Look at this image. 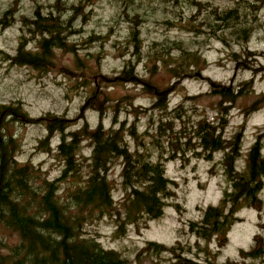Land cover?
Returning <instances> with one entry per match:
<instances>
[{"label":"trees","instance_id":"obj_1","mask_svg":"<svg viewBox=\"0 0 264 264\" xmlns=\"http://www.w3.org/2000/svg\"><path fill=\"white\" fill-rule=\"evenodd\" d=\"M67 1L55 0L47 7L37 5L31 17L21 15L17 18V3L6 10L0 16V34L20 24L22 35L16 52L6 55L2 61L45 73L57 66L59 51L74 54L80 61L82 48L107 44L109 37L102 35H92L79 43L73 41L81 33L75 24L80 19L87 20L91 0H78L71 5ZM136 1L140 9L147 11L144 16L147 15L165 30L181 31L182 28L195 37L205 34L207 38L226 46H230L231 42L247 43L254 29L261 26L258 16L264 8V0H243L228 9L202 0H146V9L143 8L145 0H126L125 6ZM181 8L189 10V13L179 11ZM132 10L133 15L126 14L130 23L126 44L132 50L133 58L126 59L116 76H89L82 70L85 68L83 63L79 67L82 70L80 74L67 67L60 70L69 78H82L85 85L92 81V91L85 98L88 110L103 115L111 106H114L116 114L135 108L130 97H121L115 102L103 90L104 86L115 88L132 83L140 84L158 100L152 110L174 114L173 120H160L153 133L147 130L141 134L135 123L128 126L126 122L118 121L115 114L113 126L109 129L101 123L92 128L86 122L80 129L71 132L72 121L64 117L47 114L34 119L21 106L0 105V264H132L121 253L105 249L98 237L86 232L85 226L110 219L116 226L115 235L124 237L128 227H135L139 232L148 222L162 218L168 201L175 197V183L167 177L168 162L179 161L186 165L191 160H203L211 163L217 154H222L220 164L228 188L218 205L202 209L201 219L189 222L188 232L197 240L210 243L221 238L218 246L222 249L228 242L230 228L240 221L237 217L240 211L251 209L263 212L264 126L249 148L244 166H238L243 159V132L240 130L232 137L225 136L231 106L253 90L252 82H245L240 88L212 82L211 94L220 99L217 120L212 122L201 118L191 122L188 128L190 119L185 117L182 104L168 111L172 89H162L139 76L137 62L144 59L141 26L147 19L137 12L135 6ZM170 12L175 15L169 16ZM192 46L191 41L166 39L162 43L154 42L146 56L149 62L163 65L176 79L177 86L199 75L194 68L199 67L202 56L194 52ZM3 52L0 50V54ZM258 56L251 51L239 56L233 54L235 59L241 60L239 64L245 70H254L248 63L251 58L257 60ZM151 74L154 75L155 70ZM263 104L264 96H261L244 111L245 116L257 112ZM134 110L136 112V108ZM176 120L182 125L178 132L174 131ZM13 123L42 124L46 127L48 137L40 142V147L46 153H55L61 163L63 168L57 179L52 181L39 167L28 162L22 164L18 160L20 146L10 133ZM56 133L61 134V139L54 149L50 141ZM131 141L136 145L134 149L131 148ZM85 144L90 150L88 156L82 152ZM117 162L122 166L123 190L118 202L110 180ZM65 186L67 188L63 191ZM259 228L263 234L254 236L250 249L241 250L238 261H227L226 264H264V223H260ZM4 231L15 234L18 242L8 246ZM141 252L140 257L143 254H168L172 264H203L188 258L190 248H184L179 242L173 246L147 242Z\"/></svg>","mask_w":264,"mask_h":264},{"label":"rangeland","instance_id":"obj_2","mask_svg":"<svg viewBox=\"0 0 264 264\" xmlns=\"http://www.w3.org/2000/svg\"><path fill=\"white\" fill-rule=\"evenodd\" d=\"M55 0H0V16L17 3V18L21 15L31 17L37 5L47 7ZM78 0H68V4L76 3ZM126 0H91L88 6V18L84 22L81 19L76 22V29L81 33L73 38L75 43L85 41L92 35L108 36V42L103 47L98 44L90 48L80 50V61L74 54L58 52L56 55L55 69L50 72H39L32 68H18L11 66L9 61H2L6 55H13L20 42L22 32L21 25L16 24L0 34V105L21 106L29 117L39 119L47 114L64 117L72 121L69 131L80 129L87 122L90 127L96 128L100 123L110 128L113 126L115 118L114 106L106 108L103 115L86 108V97L92 91V81L85 85L82 78H69L60 70L67 67L80 74L82 70L88 75L94 76L102 74L104 76H116L123 68L126 59L133 58L132 50L127 48L126 40L130 31V23L126 19V14L133 15L132 7L135 6L143 18L147 21L142 24V52L144 59L137 62V71L141 79L151 81L162 89L171 88L169 96L168 111H173L179 105H183L185 117L190 119L187 123L189 128L191 122L201 118L209 121L217 120V104L219 98L211 94V83H218L232 88H240L245 82H252L253 90L245 97L240 98L232 104L229 114V125L225 131V136L232 137L236 132L242 131L243 159L238 166H244L245 156L255 142L256 136L264 126V104L255 113L245 116L244 111L251 106L261 96H264V8L259 14L261 26L254 29L252 37L247 43L237 44L231 42L226 46L221 42L207 38L205 34L195 37L193 33L180 30H165L155 23L153 19L144 16L146 10L138 7L139 2L125 6ZM219 8H231L243 0H202ZM145 0L143 8H147ZM46 9V8H45ZM189 13V10L181 8L179 11ZM173 11V10H172ZM169 16L175 15L170 12ZM156 16V14H155ZM157 17V16H156ZM166 39L185 40L193 42L192 50L202 56L199 67L194 68L198 72L197 77L186 79L181 84L175 86L176 79L160 63L149 62L146 53H150L154 42L162 43ZM114 46H117L114 48ZM246 51H251L259 55L256 59L251 58L248 63L254 70H245L233 57L243 55ZM101 55L98 56V54ZM176 56V54H174ZM136 62V59H133ZM85 65L80 70L79 67ZM156 65L154 69L153 66ZM155 70L152 75L151 71ZM93 87H95L93 85ZM109 93L110 98L115 102L121 97L128 96L132 100L133 107L127 111H119L118 121H124L129 126L135 123L141 134L145 131L153 133L154 128L160 120L165 122L173 120L174 114H165L164 111L152 110L154 103L158 100L147 93L140 84L125 83L118 87H103ZM130 100V101H131ZM141 109V110H139ZM137 110L138 119L137 117ZM152 110V111H151ZM147 111V112H143ZM170 113V112H169ZM184 117V119H185ZM182 125L175 121V132L180 131ZM189 131V129H188ZM10 133L17 139L20 150L17 155L18 160L24 163H32L44 171L50 180L57 179L62 170L61 163L56 159V154L46 153L40 142L47 136L45 126L13 123L10 126ZM146 138V137H145ZM61 134L56 133L50 141L52 148H56L60 142ZM134 141H131V148H135ZM89 155L90 150L85 144L83 151ZM264 154V152H263ZM222 154H217L213 162L203 160H191L189 164L183 165L181 162H168L166 166L167 177L175 183L173 191L175 197L169 200V205L164 210L162 218L150 221L147 226L139 232L135 227H128L123 237L115 235L116 226L110 219L95 221L85 226L89 235L98 237L101 245L107 250L121 253L128 258L132 264H172V258L168 254L159 256L143 254L141 249L147 242H156L166 246H173L179 242L184 248H190L188 258H192L203 264H226L227 261L239 260L241 250L248 251L253 243L255 235L263 234L259 228L260 223H264V208L262 213L255 210L244 209L237 217L239 222L235 223L229 230L228 242L224 248L220 249L216 238L210 243L197 240L188 232L190 221H199L204 210L210 205L219 204L223 192L228 188V183L221 166ZM120 162H117L110 174V180L114 186L116 201H120L123 196L121 187ZM66 190V186L63 187ZM264 201V191L261 194ZM8 246L18 242L15 234L9 231L3 232ZM257 264H261L258 262Z\"/></svg>","mask_w":264,"mask_h":264},{"label":"bare ground","instance_id":"obj_3","mask_svg":"<svg viewBox=\"0 0 264 264\" xmlns=\"http://www.w3.org/2000/svg\"><path fill=\"white\" fill-rule=\"evenodd\" d=\"M166 202H167V200H166ZM205 242V241H204ZM221 245V244H220ZM120 254V253H119Z\"/></svg>","mask_w":264,"mask_h":264}]
</instances>
